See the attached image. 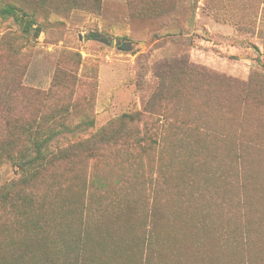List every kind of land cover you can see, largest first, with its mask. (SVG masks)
<instances>
[{"label":"rangeland","instance_id":"1","mask_svg":"<svg viewBox=\"0 0 264 264\" xmlns=\"http://www.w3.org/2000/svg\"><path fill=\"white\" fill-rule=\"evenodd\" d=\"M0 264H264V0H0Z\"/></svg>","mask_w":264,"mask_h":264},{"label":"trees","instance_id":"2","mask_svg":"<svg viewBox=\"0 0 264 264\" xmlns=\"http://www.w3.org/2000/svg\"><path fill=\"white\" fill-rule=\"evenodd\" d=\"M21 11L13 6H9L7 7L4 11H3V14L5 15H11L13 16L15 19H17L19 22H23L24 19L23 17L20 15ZM31 28H25L26 31L29 32ZM218 78V82H220L221 84H229L231 85V83L233 82V80H230V79H226L224 78L223 76H217ZM239 90L241 91H245L249 88V84H245L243 86H239L237 87Z\"/></svg>","mask_w":264,"mask_h":264}]
</instances>
